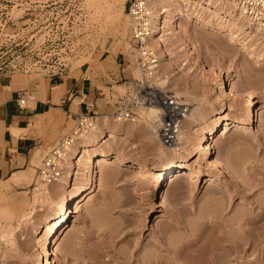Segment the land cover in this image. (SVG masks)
I'll return each mask as SVG.
<instances>
[{
  "label": "rangeland",
  "instance_id": "obj_1",
  "mask_svg": "<svg viewBox=\"0 0 264 264\" xmlns=\"http://www.w3.org/2000/svg\"><path fill=\"white\" fill-rule=\"evenodd\" d=\"M131 1L0 0V7L9 12L6 17L0 15V73L30 78L36 72L89 64L93 67L89 75L97 79L101 105L97 113L111 116L112 103L142 78L135 63L131 23L125 15ZM108 16L120 19L112 22ZM169 18L170 14L162 18L157 33L164 34L156 67L169 80L160 85L155 73L156 80L151 75L149 82L165 91L188 89L204 97L199 111L204 117L210 108L216 112L222 108L217 99L224 91L221 77L230 75L243 92L227 97L232 106L230 117L242 121V127L229 125L212 141V155L221 160L224 172L196 154L187 164L191 179L174 176L161 189V204L152 207L153 172L162 158L155 137L149 138L148 131L138 126L153 121L141 105L135 106L137 118L120 122L125 137L118 138L120 145L114 147L117 153L113 154L125 163L112 162V158L97 167L107 173L101 188L82 203H71L70 218L53 240L52 264H112V255L131 256L127 264H140L143 256L154 260L156 254L163 264H264V63L248 57L237 41L223 33L194 25L187 16L177 24ZM224 24L236 30L233 23ZM246 36L241 32L239 40L264 54V41ZM249 102L256 116L254 124L245 123ZM193 129L202 131L199 126ZM74 177L75 173L71 183L76 182ZM29 181L27 191L0 198V209L13 212L12 217L0 219V264H36L42 251L59 197L52 196L38 210L41 202L32 197L34 178ZM30 210L31 214L20 219ZM112 230L121 231L111 237L107 232Z\"/></svg>",
  "mask_w": 264,
  "mask_h": 264
},
{
  "label": "bare ground",
  "instance_id": "obj_2",
  "mask_svg": "<svg viewBox=\"0 0 264 264\" xmlns=\"http://www.w3.org/2000/svg\"><path fill=\"white\" fill-rule=\"evenodd\" d=\"M98 3L99 2H97V4ZM146 4L149 11L151 27L148 35L143 38V41L144 45L151 49L155 56L154 61L149 64V68L151 67L152 70V73L149 75L155 76L156 73L158 77L155 76V80L156 77L158 80H160L158 84H167L169 80L168 75L160 74L156 69L158 65L157 58H159L160 54L162 53L161 49L163 44L161 43V36L164 34L162 32L161 34L157 35V33L161 31L160 22L162 21V18L168 14H170V23L177 24V21L181 17L187 16V18H189V20L194 25L200 24L203 27H209L210 31L221 34L223 33V35L225 37L227 36L230 41H237L240 45L239 49H241L243 52H246L248 57L253 58L256 62L264 63V54L255 52L256 50L249 48L245 40H239V34L242 32L248 35L246 37H250L249 39L254 38L257 39V41L260 40V42L261 40L264 41V29L252 27L247 19L228 3L222 2L220 0H146ZM205 14L210 15L212 18L215 16V21L213 22V20L210 17H206ZM125 15L128 16L126 13ZM107 19H110L112 22H116L119 21L120 17L108 16ZM225 21L230 24L233 23L236 27V30H232L231 27L228 28V26L224 24ZM163 55L165 56V54H162V56ZM137 67L141 71L139 77L141 75V80L144 81L145 76L142 74L143 72L140 67L138 65ZM137 74L138 72L135 73V76ZM220 80L224 85V91L222 94L217 96V99L221 102L222 108L219 112H216L214 109L210 108L206 117L199 113L201 105L205 101L204 97H196L191 94L188 89H176L174 91L170 90V92H172L174 95L190 104V110L182 120L177 133V140L172 146L165 147L162 145L157 136L156 129L152 124H150V122L145 120V124H141L140 122L138 125H142V127L145 128L144 130H146V132L148 131L146 136L149 135V138L155 137V139H153L157 141L156 145L159 149L157 152L162 158L161 162L157 165L155 172H153L154 179L151 184V199L153 201L151 204L152 207L161 204V189L168 182L170 183L174 176L181 175L183 177H188L187 179H191L192 172L187 168V164L190 157L196 154L208 159L215 170L224 172V166L221 160L212 155V141L215 139L216 135L225 131L229 125L235 126V129L242 127V121L234 120L230 117L229 111L231 110L232 106L228 103L227 97L234 95L240 96L243 94V92L237 90L236 86L230 79V75L227 74L225 78L221 77ZM248 105L249 106L247 109H245V123L254 124L256 121L254 108L252 107L251 102H249ZM142 107L144 110L143 112L149 121H154L157 119L159 112L157 106L147 105ZM196 115L199 116V118H197ZM214 115L215 117L213 120L208 121V119L212 118ZM201 121L204 123L202 126L201 124L203 123ZM120 122L121 121H116L109 115L97 114L95 126L89 130L88 133L82 135L80 139L75 141L73 145V152L70 153L66 159L67 161H70L71 164H69L68 170L64 171L63 176L60 179L55 180L53 183H37L32 187L33 201H37L39 199L41 202L39 204L41 206L38 208V210H42L43 207L46 206L52 199V196L59 197L57 200V206L53 214L49 217L48 225L42 241V251L37 255L36 264H52V259L54 257L52 249L53 240L63 229L64 225L70 218L71 203L74 201L77 204L82 203L86 200L90 193L101 188V182L104 180V177L107 173L105 170L99 172L97 167L101 164L109 163L112 158V162L117 161L120 164L125 163V161L121 160L118 154H113L117 153L114 150L115 145H120V143H117L116 140L118 138L123 139L125 137L123 136L124 132L118 126ZM194 126L202 127V131L194 132ZM118 141L120 142V140ZM79 166L83 168L82 171L78 170ZM73 173H75L74 179L76 181L75 183L73 182L74 184L70 182L72 180ZM14 174L15 175L12 177L14 178L13 181L16 182L17 174ZM19 176H21V174L18 175V177ZM23 178L24 175L21 179ZM28 179L29 178H27V180ZM82 180L86 183L82 182ZM210 183H212L211 180H209V184ZM71 190H77L78 192L77 194L67 192ZM32 212L33 210H30L27 213L21 214L20 219H24ZM12 214L13 212L8 210L7 207L2 206L0 209V219L10 218L12 217ZM112 231L114 232V230ZM112 231L107 232V234L110 233L109 235L111 237L116 236L121 230L116 233L114 232L115 234L112 233ZM121 257L122 256L118 257L117 255H112L109 260L112 261V264H127L130 262L129 260L131 256H129L128 259L125 257L128 261L124 258V256L122 258ZM143 257L140 260V264H163L162 258L159 254L154 256V260H151V258L147 256L146 258Z\"/></svg>",
  "mask_w": 264,
  "mask_h": 264
},
{
  "label": "crops",
  "instance_id": "obj_3",
  "mask_svg": "<svg viewBox=\"0 0 264 264\" xmlns=\"http://www.w3.org/2000/svg\"><path fill=\"white\" fill-rule=\"evenodd\" d=\"M92 68L83 64L75 69L36 72L30 78L0 73V198L27 191L37 162L69 131L78 115L101 109L97 79L89 75ZM20 100L24 102L20 104Z\"/></svg>",
  "mask_w": 264,
  "mask_h": 264
},
{
  "label": "built area",
  "instance_id": "obj_4",
  "mask_svg": "<svg viewBox=\"0 0 264 264\" xmlns=\"http://www.w3.org/2000/svg\"><path fill=\"white\" fill-rule=\"evenodd\" d=\"M228 3L240 12L252 27L264 29V0H220ZM6 7H0V15L8 16ZM128 16L131 23L132 40L134 41V58L145 76L144 81H134L132 88L118 96L112 103L111 117L116 121H134L138 114L135 106L155 105L158 107V117L152 122L159 141L163 146H172L177 140L180 124L190 110V104L174 95L152 85L148 78L152 73L151 64L155 56L151 49L144 45L143 38L150 31V17L146 0H132L128 5ZM149 75V76H147ZM134 80V79H133ZM24 100H20V104ZM97 111L79 114L75 124L68 132L61 135L53 146L44 153L34 175V184H48L60 179L67 163V158L73 152L75 141L88 133L95 126Z\"/></svg>",
  "mask_w": 264,
  "mask_h": 264
}]
</instances>
